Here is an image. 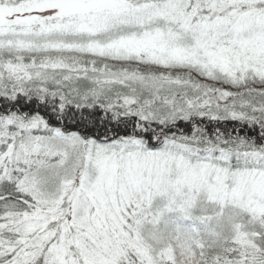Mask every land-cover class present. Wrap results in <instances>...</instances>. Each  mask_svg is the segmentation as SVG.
I'll return each instance as SVG.
<instances>
[{"label":"snow or ice","instance_id":"snow-or-ice-1","mask_svg":"<svg viewBox=\"0 0 264 264\" xmlns=\"http://www.w3.org/2000/svg\"><path fill=\"white\" fill-rule=\"evenodd\" d=\"M0 264H264V0H0Z\"/></svg>","mask_w":264,"mask_h":264}]
</instances>
